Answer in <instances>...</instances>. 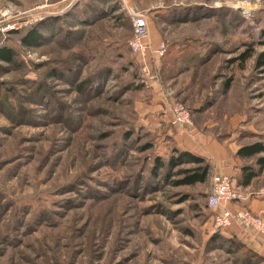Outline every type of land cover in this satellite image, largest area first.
<instances>
[{
  "label": "rangeland",
  "instance_id": "1",
  "mask_svg": "<svg viewBox=\"0 0 264 264\" xmlns=\"http://www.w3.org/2000/svg\"><path fill=\"white\" fill-rule=\"evenodd\" d=\"M137 13L165 44L151 74L128 43ZM24 20L11 31L44 39L1 40L19 53L0 63V264H264L211 239V175L151 171L180 143L172 100L220 141L264 142V0H0V23Z\"/></svg>",
  "mask_w": 264,
  "mask_h": 264
},
{
  "label": "built area",
  "instance_id": "2",
  "mask_svg": "<svg viewBox=\"0 0 264 264\" xmlns=\"http://www.w3.org/2000/svg\"><path fill=\"white\" fill-rule=\"evenodd\" d=\"M29 20L21 22L0 23V42L6 38V34L13 29H19L22 25H28ZM133 36L129 40L131 52L144 64L146 71L151 74L150 60L155 67L163 53L165 44L162 42L156 46L150 37L149 21L147 16L137 13L133 16ZM165 112L169 115L172 126L184 127L193 123L190 109L181 101L172 100L166 103ZM258 195L264 196V186L257 190ZM247 199L233 178L227 174H215L212 178L210 192L207 196V207L215 211L213 215L214 231L230 227L234 223L255 235L264 234V215L254 212L247 207L244 201Z\"/></svg>",
  "mask_w": 264,
  "mask_h": 264
},
{
  "label": "trees",
  "instance_id": "3",
  "mask_svg": "<svg viewBox=\"0 0 264 264\" xmlns=\"http://www.w3.org/2000/svg\"><path fill=\"white\" fill-rule=\"evenodd\" d=\"M39 25L35 24L30 27L25 28L21 31H11L10 35L21 34L20 42L26 47H36L42 44L43 34L39 30ZM261 38H264V29L260 33ZM264 45V40L261 43ZM18 50L11 44H7L6 40L0 42V63L5 62L8 64H16ZM253 52H248L245 57V60L253 56ZM256 65L257 67H264V49L256 55ZM161 60V58H160ZM160 66V61L158 63ZM158 66V67H159ZM0 64V68H1ZM87 81H83L79 84V88L83 90ZM231 87V82H226L225 91H228ZM150 148V144L145 147V149ZM236 157L240 159H252L253 163L256 165H243L241 167V172L238 176L237 185L240 187H247L252 183V180L258 177L264 170V142L261 140L254 141L251 143L241 145L236 151ZM186 163L192 164L189 167H181L175 171V173L182 175L181 179L176 180L177 184L195 186L199 183H205L210 177L211 164L203 156L195 154L188 150H180L175 148L173 153L169 155L168 158L162 156L154 157V165L151 168L152 173H157L162 168L174 169L180 167ZM215 213V211H213ZM213 213V215H214ZM224 230V229H222ZM222 230H217L212 235L213 239L217 243L230 244L234 245L241 250V257L250 256L251 258H259L264 260V256L257 253L252 248L248 247L244 242H242L236 236H226L222 233ZM87 264H98L96 262H88Z\"/></svg>",
  "mask_w": 264,
  "mask_h": 264
},
{
  "label": "crops",
  "instance_id": "4",
  "mask_svg": "<svg viewBox=\"0 0 264 264\" xmlns=\"http://www.w3.org/2000/svg\"><path fill=\"white\" fill-rule=\"evenodd\" d=\"M160 99L163 100V97ZM164 105L166 106V103H164ZM165 106H163L164 110L161 119H163L162 121L167 123L169 127L171 126L172 129L173 127L176 128V132L174 131V138L178 141L180 140L177 148L180 150H188L203 156L210 162L212 166L210 170L211 183L215 174H227L233 178L236 184L238 176L241 172V167L246 164H251L248 163L247 160H251V165L256 167L252 159H240L236 157V151L243 144L239 143L235 138H229L224 141H220L218 138L213 137L206 132H201L196 127L184 126L183 128L180 127L181 129L176 126L172 127L171 123L169 122V115L165 112ZM256 181H259L261 184H256ZM263 182L264 170L258 177L254 178L252 183L247 187H240L238 185H236V187L239 189L244 188V190H257V188L261 186ZM250 195L251 193L247 195V199L244 201V203L254 212L264 214V196L257 195L255 197H251ZM222 233L226 236L238 237L248 247L264 256V234L255 235L253 232L245 230L237 223L225 228L222 230Z\"/></svg>",
  "mask_w": 264,
  "mask_h": 264
}]
</instances>
